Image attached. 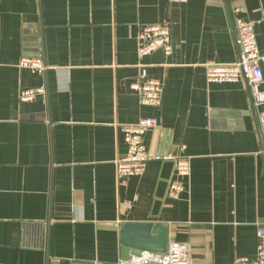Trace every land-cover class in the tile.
I'll list each match as a JSON object with an SVG mask.
<instances>
[{
    "label": "crops",
    "instance_id": "1",
    "mask_svg": "<svg viewBox=\"0 0 264 264\" xmlns=\"http://www.w3.org/2000/svg\"><path fill=\"white\" fill-rule=\"evenodd\" d=\"M234 18L253 24L264 71V0H0V264H115L126 222L184 243L191 264L254 260L264 227V157L243 82H207L204 64L238 57ZM169 26L172 51L137 53L141 26ZM38 58L41 72L22 67ZM163 84L159 105L131 82ZM264 86V82H263ZM44 94L22 101L24 89ZM145 117L147 161L120 183L121 127Z\"/></svg>",
    "mask_w": 264,
    "mask_h": 264
},
{
    "label": "built area",
    "instance_id": "2",
    "mask_svg": "<svg viewBox=\"0 0 264 264\" xmlns=\"http://www.w3.org/2000/svg\"><path fill=\"white\" fill-rule=\"evenodd\" d=\"M183 1V0H173ZM234 41L238 57L232 63H216L208 61L204 64L205 79L207 82H243L249 93L252 109L255 112L257 128L261 137L260 153L264 157V71L261 64L253 24L242 18H234ZM137 53L145 56L155 50H162L165 55L172 51L169 26L165 23H150L140 27L137 34ZM19 65L38 72L45 69V65L38 58L23 57ZM142 104L157 106L162 99L163 84L160 80L147 77L142 70L139 78L131 82ZM44 94L42 88L24 89L19 98L30 101L38 95ZM156 126V119L145 117L135 124L121 127L124 141L127 144L125 153L118 155L114 160L118 182L121 184L133 176H140L145 170L148 160L172 159L174 174L177 180L168 188V196L176 198L183 191L181 179L190 175V161L185 155H154L151 156L143 143V134ZM257 250L254 260L238 259L234 264H264V227L257 229ZM93 264H107L101 260H94ZM115 264H191L189 249L184 243L169 241L166 250L162 253L142 250L138 255H131L126 259L120 258Z\"/></svg>",
    "mask_w": 264,
    "mask_h": 264
},
{
    "label": "water",
    "instance_id": "3",
    "mask_svg": "<svg viewBox=\"0 0 264 264\" xmlns=\"http://www.w3.org/2000/svg\"><path fill=\"white\" fill-rule=\"evenodd\" d=\"M120 241L130 248L131 255L147 250L162 253L166 250L168 233L160 224L148 221L126 222L119 229Z\"/></svg>",
    "mask_w": 264,
    "mask_h": 264
}]
</instances>
